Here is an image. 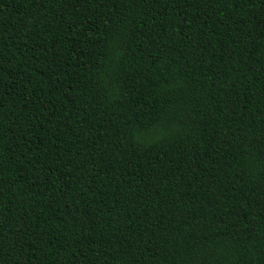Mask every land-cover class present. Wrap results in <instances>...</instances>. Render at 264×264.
I'll return each mask as SVG.
<instances>
[{"label":"trees","instance_id":"1","mask_svg":"<svg viewBox=\"0 0 264 264\" xmlns=\"http://www.w3.org/2000/svg\"><path fill=\"white\" fill-rule=\"evenodd\" d=\"M0 264H264V0H0Z\"/></svg>","mask_w":264,"mask_h":264}]
</instances>
